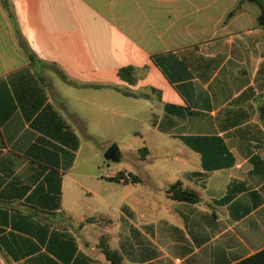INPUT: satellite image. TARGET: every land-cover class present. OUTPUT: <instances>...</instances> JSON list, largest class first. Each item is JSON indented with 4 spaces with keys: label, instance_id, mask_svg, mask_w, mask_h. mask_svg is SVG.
Segmentation results:
<instances>
[{
    "label": "crops",
    "instance_id": "0c3cea01",
    "mask_svg": "<svg viewBox=\"0 0 264 264\" xmlns=\"http://www.w3.org/2000/svg\"><path fill=\"white\" fill-rule=\"evenodd\" d=\"M260 14L251 0H0V264H111L103 245L123 264L264 250ZM177 183L200 200L172 199Z\"/></svg>",
    "mask_w": 264,
    "mask_h": 264
},
{
    "label": "trees",
    "instance_id": "16d2710c",
    "mask_svg": "<svg viewBox=\"0 0 264 264\" xmlns=\"http://www.w3.org/2000/svg\"><path fill=\"white\" fill-rule=\"evenodd\" d=\"M255 2L261 9V14L258 18L259 25L264 28V2L263 0H251ZM5 7L8 5L4 2ZM31 59L34 57L30 55ZM120 76L122 79L128 82L135 81L134 69L131 67L123 68L120 70ZM262 116L264 117V106L262 107ZM168 194L172 199L179 201L198 202L200 200L199 195L194 191L185 190L181 187L180 183L172 185L168 189ZM103 251L111 264H123L120 254L111 250L107 245H103ZM236 264H264V250L236 263Z\"/></svg>",
    "mask_w": 264,
    "mask_h": 264
},
{
    "label": "water",
    "instance_id": "95a60500",
    "mask_svg": "<svg viewBox=\"0 0 264 264\" xmlns=\"http://www.w3.org/2000/svg\"><path fill=\"white\" fill-rule=\"evenodd\" d=\"M119 154L118 147L116 144H113L105 153V158L107 160H115Z\"/></svg>",
    "mask_w": 264,
    "mask_h": 264
},
{
    "label": "rangeland",
    "instance_id": "374dc122",
    "mask_svg": "<svg viewBox=\"0 0 264 264\" xmlns=\"http://www.w3.org/2000/svg\"><path fill=\"white\" fill-rule=\"evenodd\" d=\"M264 1V0H263ZM138 141H140V140H138Z\"/></svg>",
    "mask_w": 264,
    "mask_h": 264
}]
</instances>
